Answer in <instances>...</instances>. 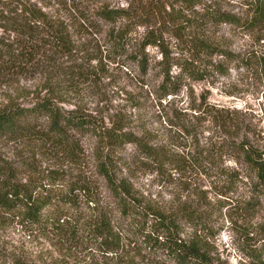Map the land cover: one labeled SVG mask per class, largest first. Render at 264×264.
Wrapping results in <instances>:
<instances>
[{
    "label": "trees",
    "instance_id": "trees-1",
    "mask_svg": "<svg viewBox=\"0 0 264 264\" xmlns=\"http://www.w3.org/2000/svg\"><path fill=\"white\" fill-rule=\"evenodd\" d=\"M88 1L94 0H0V28L15 36L5 42L0 35V65L23 70L39 61L44 89L0 106V140L41 141L74 162L79 135H93L95 148V175L82 177L0 155V264H264L263 223L255 238L243 235V257L229 262L211 252L212 202L202 191L196 199L182 192L192 169L224 190L245 187L227 210L251 212L264 198V139L239 109L204 97L183 104L179 96L185 84L212 82L230 67L264 81V48L235 50L210 28L223 24L248 33L251 43L264 41V0H232L229 8L222 6L229 0ZM103 27L93 43L78 32ZM116 54L149 83L164 127L156 140L151 130L136 135L60 104L75 82L90 80L102 57ZM58 57L65 62L56 64ZM127 143L139 167L175 178L174 198L160 201L137 189L133 168L113 153Z\"/></svg>",
    "mask_w": 264,
    "mask_h": 264
},
{
    "label": "rangeland",
    "instance_id": "rangeland-1",
    "mask_svg": "<svg viewBox=\"0 0 264 264\" xmlns=\"http://www.w3.org/2000/svg\"><path fill=\"white\" fill-rule=\"evenodd\" d=\"M101 1L109 5H125L127 0ZM95 3L96 0L88 1L85 2V5L91 7ZM233 4L232 0L227 3L226 1L222 2V6L226 5L227 8ZM166 8L168 7L166 6ZM196 9L199 7L194 8V10ZM191 12L192 10H182V14L185 16H190ZM210 28L215 31L216 37L224 38L227 46L235 50L245 46L261 50L264 48L262 39L251 43L252 39L248 33L233 32L223 24L213 25ZM104 29L105 27L97 31L95 28H87L78 32L81 36L84 35L90 43H93L95 38L102 35ZM136 29L137 33L142 34L144 26L138 25ZM0 35L5 42L11 41L14 36L12 32L2 28H0ZM162 37L168 41L169 46H173L175 38L170 32L163 33ZM151 53H155L154 48H151ZM121 56L116 54L102 57L99 69L91 75L90 80L75 82L74 89L66 94V100L61 101L60 104L66 109H78L89 113L95 120L105 124H109L111 121L116 124L120 123L123 130L136 135L142 134L145 130H151L154 134L152 140H156L162 136L164 127L159 123L157 105L148 92L149 83H141L136 70L127 64L125 67L124 57ZM65 59L58 57L55 62L59 64L65 62ZM40 65L39 61L25 63L23 70H10L12 68L8 69L0 65V106L31 99L35 93L41 94L44 91L41 85L43 67ZM179 96L183 104L194 103L204 97L205 100L216 105L239 109L244 120L250 124L254 135H257L260 141L264 139V81L254 73L230 67L227 74L213 79L212 82L191 81L185 84L182 86ZM262 136L263 138H260ZM43 143L29 140H0V155L6 159L16 156L26 157L40 171L55 170L62 173L64 177L95 175L93 135L88 132L79 135L80 152L76 162L67 159L59 151L51 148L49 144H46L45 148ZM113 153L122 159L119 161V165L125 162L129 168L130 166L133 168L130 180L143 194H150L151 197L160 201H168L177 195L180 187L176 185L175 178L172 176L163 177L155 174L154 171L139 167L135 153L128 143L118 145ZM225 162L234 165L235 160L233 157H228ZM121 170L123 171V166H121ZM185 173L188 175L191 185L188 184L189 188L182 192H192L191 198L196 199L199 198L198 195H201L202 191L206 198L212 202L209 203L212 208L211 226L215 231L211 239L212 254L232 263L237 262L243 257L240 247L243 235L246 233L250 239L255 238L259 225L264 224V198L249 213H243L238 209L228 211L231 204L236 205L237 201L234 199L241 196L245 187L224 190L218 185H212L208 177L195 174L196 172L192 169ZM25 174L22 173V178L25 177ZM193 185H196L197 188H193Z\"/></svg>",
    "mask_w": 264,
    "mask_h": 264
}]
</instances>
